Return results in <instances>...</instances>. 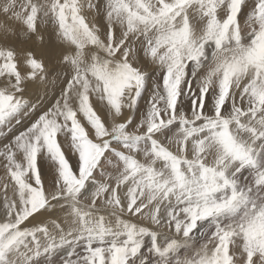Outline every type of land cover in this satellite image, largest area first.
Masks as SVG:
<instances>
[{
  "label": "snow or ice",
  "instance_id": "obj_1",
  "mask_svg": "<svg viewBox=\"0 0 264 264\" xmlns=\"http://www.w3.org/2000/svg\"><path fill=\"white\" fill-rule=\"evenodd\" d=\"M0 264H264V0H0Z\"/></svg>",
  "mask_w": 264,
  "mask_h": 264
}]
</instances>
